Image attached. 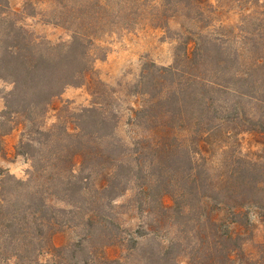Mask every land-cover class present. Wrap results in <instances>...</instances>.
I'll list each match as a JSON object with an SVG mask.
<instances>
[{
	"label": "trees",
	"instance_id": "obj_1",
	"mask_svg": "<svg viewBox=\"0 0 264 264\" xmlns=\"http://www.w3.org/2000/svg\"><path fill=\"white\" fill-rule=\"evenodd\" d=\"M52 3L71 33L67 42L26 31L0 0V79L14 86L0 125L10 114L28 121L20 151L32 161L25 181L0 167V264H253L244 244L252 212L264 217V156L237 147L242 128L264 133V11L226 27L209 24L217 8L208 4V13L203 0ZM178 14L198 29L178 36L173 65L144 68L157 72L146 75L145 103L128 122L143 135L129 145L117 140L118 117L101 103L82 110L75 132L43 127L40 117L82 83L105 35L141 20L170 32ZM131 191L128 206L154 211L174 237L145 248L140 240L151 231L157 238L158 224L122 227L116 201ZM64 231L75 237L55 246ZM115 246L122 252L112 258L106 250Z\"/></svg>",
	"mask_w": 264,
	"mask_h": 264
},
{
	"label": "rangeland",
	"instance_id": "obj_2",
	"mask_svg": "<svg viewBox=\"0 0 264 264\" xmlns=\"http://www.w3.org/2000/svg\"><path fill=\"white\" fill-rule=\"evenodd\" d=\"M8 1L13 13L12 18L26 31L51 43L67 42L71 39V33L62 26V20L58 21L61 15L58 3L53 4L52 0ZM251 1L253 2V0H203V3L208 13L211 9L208 4L217 8L213 16L216 21L209 24L215 22L220 26L222 21L221 25L228 27L239 25L240 19L247 13L264 11V0L261 2L262 7H255ZM194 23L186 19L183 14H178V17L170 23V32L154 28L149 21L141 20L131 29L118 28L105 35L98 43L103 47L104 52L99 51L98 57L85 73L82 83L79 86L67 87L55 97L39 122L46 129L61 125L70 132H75L74 128L82 110L101 103L106 111L114 112L118 117L116 139L129 145L133 137L137 138L144 134L143 128H135L128 122L132 111L145 103V96L142 93L147 89L144 85L146 75L152 77L157 72L152 66L147 68V73H144V68L148 66L147 63H154L158 67L173 65L176 62V54L182 53L178 36L182 33L186 36L185 29L197 30V24ZM192 49L193 44L189 46V51L191 52ZM178 63L186 65L184 62ZM13 88L12 83L0 79V115H4L6 96ZM252 118L256 119L253 116ZM1 122L0 167L16 179L25 181L32 168V161L21 151L24 150L22 144L29 137L30 125L22 116L14 114L2 116ZM238 141L237 149L242 154L264 156V133L249 131L244 127L238 136ZM216 158L219 159L220 155L216 154ZM133 194L132 191L128 192L116 201L119 207L116 210L119 212L118 222L122 227L132 231L143 223L158 224L157 238L153 235L154 232L149 230L151 231L149 235L140 240L145 248L154 242L174 237L170 223L163 220V224L159 225L154 219V211L150 215L128 206V200ZM250 217L253 222V235L245 242L244 251L253 264H264V217L256 212H252ZM75 234L70 231L60 232L53 237V243L57 247L64 246L75 237ZM121 252L120 246L109 247L106 250L107 255L112 258L120 255Z\"/></svg>",
	"mask_w": 264,
	"mask_h": 264
}]
</instances>
